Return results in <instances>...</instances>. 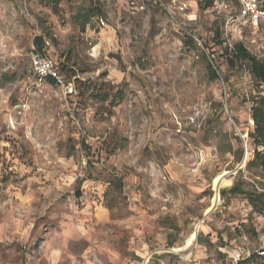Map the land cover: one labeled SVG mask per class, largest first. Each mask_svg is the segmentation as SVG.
<instances>
[{"label": "rangeland", "instance_id": "obj_1", "mask_svg": "<svg viewBox=\"0 0 264 264\" xmlns=\"http://www.w3.org/2000/svg\"><path fill=\"white\" fill-rule=\"evenodd\" d=\"M175 1L180 25L149 0H0V264H234L264 249V212L220 195L238 170L264 188L246 166L255 85L225 54L241 42L264 58V18ZM36 36L75 94L28 77Z\"/></svg>", "mask_w": 264, "mask_h": 264}, {"label": "trees", "instance_id": "obj_2", "mask_svg": "<svg viewBox=\"0 0 264 264\" xmlns=\"http://www.w3.org/2000/svg\"><path fill=\"white\" fill-rule=\"evenodd\" d=\"M200 3L201 7L210 6L215 1L218 0H202ZM237 1V0H236ZM259 3L264 7L263 0H259ZM237 9L232 14L235 16L239 9L238 1L236 2ZM90 15H87L82 22V28L87 22ZM219 26H216L215 32L219 35ZM186 39L193 42L191 36L186 35ZM34 42L40 45V49L43 46V39L41 36H36ZM227 64L232 67L238 66V68L246 70L251 76L255 85V94L250 96L251 107L250 116L253 121V129L248 132V137L251 140V144L255 145L253 150V157L247 161L246 166H256L259 165L264 169V150H259L258 146H264V58L258 57L251 53L241 42H235L231 47H226L225 49ZM212 61V60H211ZM210 73L212 78H217L218 74L214 68L209 64ZM61 71V67H60ZM239 176L235 179L229 188H223L220 190V195L223 200L227 198V194H239L242 193L247 198L248 202L251 204L252 209L256 212H264V188L258 190L255 188L244 189L243 179L241 178V170H238ZM198 243L211 244L208 239H203L199 234L197 235ZM259 251V250H258ZM252 251L247 257L237 260L234 264H248L250 261L253 264H264V255L261 256L257 252Z\"/></svg>", "mask_w": 264, "mask_h": 264}, {"label": "built area", "instance_id": "obj_3", "mask_svg": "<svg viewBox=\"0 0 264 264\" xmlns=\"http://www.w3.org/2000/svg\"><path fill=\"white\" fill-rule=\"evenodd\" d=\"M157 5L165 14L177 25H180L177 19V13L184 11L186 5L183 2H176L175 0H149ZM239 4L238 12L235 16L230 18H237L242 22L256 23L264 18V7L259 3V0H237ZM135 8L140 7L138 3L131 1ZM213 9L220 11L228 6L225 0H218L213 3ZM98 24L104 26V19L97 17ZM48 44V41L43 40L42 49L32 46L29 51L30 58V73L28 77H32L34 80L40 82L49 80L55 85L63 89L65 96H71L75 94V89L72 81L66 80L60 71V63L55 57L45 54L43 51ZM259 255H264V249L257 252Z\"/></svg>", "mask_w": 264, "mask_h": 264}, {"label": "crops", "instance_id": "obj_4", "mask_svg": "<svg viewBox=\"0 0 264 264\" xmlns=\"http://www.w3.org/2000/svg\"><path fill=\"white\" fill-rule=\"evenodd\" d=\"M149 256L147 257L146 261L148 260Z\"/></svg>", "mask_w": 264, "mask_h": 264}, {"label": "bare ground", "instance_id": "obj_5", "mask_svg": "<svg viewBox=\"0 0 264 264\" xmlns=\"http://www.w3.org/2000/svg\"><path fill=\"white\" fill-rule=\"evenodd\" d=\"M146 259H147V257H146Z\"/></svg>", "mask_w": 264, "mask_h": 264}]
</instances>
